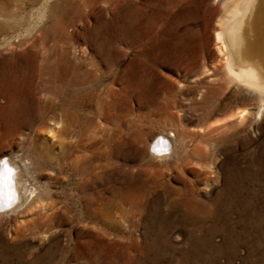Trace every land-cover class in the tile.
Returning <instances> with one entry per match:
<instances>
[{
    "label": "rangeland",
    "instance_id": "obj_1",
    "mask_svg": "<svg viewBox=\"0 0 264 264\" xmlns=\"http://www.w3.org/2000/svg\"><path fill=\"white\" fill-rule=\"evenodd\" d=\"M65 1L79 3L80 13ZM2 3L0 67L37 50L56 4L65 6L67 23L47 45L68 50L97 79L83 77L84 129L72 153L66 132L55 130L66 126L60 117H45L0 145V159L21 169L22 196L20 210L0 213L2 238L22 243L33 264H264V106L233 97V88L199 96L201 85L214 86L210 76L221 75L214 40L220 8L212 0L210 12L192 19L200 52L187 72L148 49L156 90L143 99L129 97L114 71L105 74L91 40L113 5ZM117 51L109 54L121 68L142 56L124 41ZM242 109L249 114L240 121L233 114ZM158 139L169 141L165 158L151 154Z\"/></svg>",
    "mask_w": 264,
    "mask_h": 264
},
{
    "label": "bare ground",
    "instance_id": "obj_2",
    "mask_svg": "<svg viewBox=\"0 0 264 264\" xmlns=\"http://www.w3.org/2000/svg\"><path fill=\"white\" fill-rule=\"evenodd\" d=\"M87 1H102L115 7L116 12L111 19L95 26L91 40L98 41L95 52L102 56L107 69L105 74L114 71L116 76L113 78L124 84L123 91L129 97L136 95L143 99L156 90L153 77L147 72L149 63L144 60L149 48L153 47L152 50H157L165 62L172 61L170 64L184 72L197 63L200 49L192 43L196 32L191 23L195 14L211 11L209 0ZM66 4L72 12L80 13L77 12L79 3ZM212 4L220 8L214 40L216 52L221 56V75L210 76L208 85L214 86L201 85L199 96L218 95L223 92L222 87L225 90L233 88V97L243 95L244 99L258 104L261 110L264 106V0H212ZM64 7L53 5L52 10H57V15L49 17L48 29H43L37 50L17 58L11 57L5 66L0 67V145L4 139L22 136L23 129L33 127L35 122L45 117H60L66 123L62 130L54 127L57 132H66L64 139L68 140L66 146L68 150L71 148L70 152L81 142L85 117L82 90L86 82L83 77H87V83L97 79L93 70L85 69L84 63L77 57L73 58L68 50L47 45L48 39L55 42V35H61L67 23ZM5 13L0 0V34ZM122 41L142 54L125 64L124 68L120 67L119 59L114 60L115 56L109 54L117 51ZM92 66L96 68V64L92 63ZM248 114V110L242 109L233 116L243 121ZM168 142L158 139L152 146V156L158 159L167 157L170 152ZM3 158L0 159V213L8 215L22 207L19 190L21 169L14 160ZM5 168L12 173L7 179ZM14 239L8 241L0 236V264H33L34 260L24 259L22 243H11ZM47 253L46 250L43 256Z\"/></svg>",
    "mask_w": 264,
    "mask_h": 264
},
{
    "label": "clouds",
    "instance_id": "obj_3",
    "mask_svg": "<svg viewBox=\"0 0 264 264\" xmlns=\"http://www.w3.org/2000/svg\"><path fill=\"white\" fill-rule=\"evenodd\" d=\"M3 159H6V158H3ZM5 179H7L8 177H10L11 175H12V173H11V171L9 170V169H7V168H5Z\"/></svg>",
    "mask_w": 264,
    "mask_h": 264
}]
</instances>
